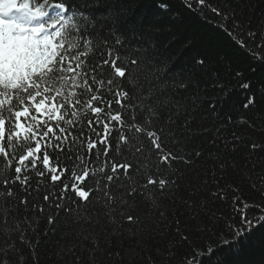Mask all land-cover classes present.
I'll list each match as a JSON object with an SVG mask.
<instances>
[{
  "label": "snow or ice",
  "instance_id": "1",
  "mask_svg": "<svg viewBox=\"0 0 264 264\" xmlns=\"http://www.w3.org/2000/svg\"><path fill=\"white\" fill-rule=\"evenodd\" d=\"M180 3L197 16L210 12L228 21V28L264 53V27L246 30L234 13L224 15L210 0ZM158 7L168 11L170 5L161 0ZM239 46L249 51L246 43ZM160 48L158 36L115 0H0V162L6 166L0 168V264L20 256L17 242L31 247L26 237L36 233L41 219L49 225L61 217L73 223L103 220L113 239H138L151 216L165 215L164 201L185 181L193 199L182 203L191 209L196 235L214 237L217 246L197 251L178 233L188 247L181 264H205L217 253L242 251L264 234V207L229 198L222 187L229 168L239 167L231 160L242 142L235 131L220 139L223 152L217 149L213 157L220 175L198 183L188 178L186 169L204 154L178 150L196 135L178 92L194 85L190 79L169 82ZM249 54L264 63V57ZM206 60L198 58L195 65L204 69ZM240 86L250 93L244 109H254L264 91L250 81ZM225 123L235 122L229 116ZM239 123L253 127L245 116ZM211 143L215 146L216 138ZM249 151L264 152V144L250 142ZM257 179L264 187V174ZM229 199L227 214L216 215L212 205ZM198 218L216 231L210 233L206 223L201 228ZM91 243L93 257L113 255L99 238Z\"/></svg>",
  "mask_w": 264,
  "mask_h": 264
},
{
  "label": "trees",
  "instance_id": "2",
  "mask_svg": "<svg viewBox=\"0 0 264 264\" xmlns=\"http://www.w3.org/2000/svg\"><path fill=\"white\" fill-rule=\"evenodd\" d=\"M17 2L19 4L25 0ZM27 2L35 4L37 0ZM115 2L126 9L129 18L142 20L145 28L158 36L161 44L159 51L167 61V75L171 78L169 82H187L190 79L194 85L187 91L178 92V99L187 108V117L193 122L192 130L196 133L186 146L178 150L190 155L195 151L204 154L202 158L192 160V167L186 169L188 178L198 183L213 173L220 175L216 172L213 157L218 154L217 149L223 152L220 139L231 138V132L235 131L242 142L231 160L239 167L229 168L222 187H225L226 196L229 198L236 195L248 204L264 207V187L257 179L264 174V152L249 151L250 142L264 144V121L254 119L264 116V96L254 109L245 110L243 105L250 93L240 86L243 81H250L255 90L264 91V63L253 60L249 52H255L261 57H264V53L256 51L255 45L246 36H238L228 28V21H221L210 12L197 16L184 8L180 0H166L170 5L168 11L158 7L161 0ZM210 2L221 8L226 16L234 13L237 23L242 24L246 30L258 31L264 27V0ZM221 24L225 27H220ZM170 33H176L175 37ZM240 42L246 43L249 51L241 48ZM201 57L207 58L204 69L195 65V60ZM237 72L242 75L237 77ZM229 116L235 123H225ZM241 116L248 118L253 127L240 125ZM220 127L225 128L223 133L216 131ZM213 138L217 140L215 146L211 143ZM50 155L55 159L56 153L50 151ZM0 168L6 166L0 162ZM78 172L79 170L77 174ZM31 175L35 185V174ZM252 185L256 186L255 190ZM232 188L237 191H231ZM183 199L189 202L193 199L187 181L181 190L164 201L163 207L166 211L163 217L153 215L148 219L138 239L128 236L113 239L106 232L103 220L98 224H89L87 221L73 223L72 219L61 217L58 223L49 225L46 220L41 219L38 225H34L36 233H30L26 237L31 239V247L17 242L20 256L14 257L11 264H181L188 247L178 233L187 236L189 243L195 245L197 251L203 252L205 244L209 247L217 246L214 237L210 239L196 235L199 229L193 225L191 209L184 207ZM230 204V199L226 202L216 201L212 207L216 215H226ZM3 207V201L0 200V211ZM205 223L210 233L216 231L211 222H201L199 218L196 221L201 228ZM224 235L221 233V236ZM97 238L102 248L106 244L108 249L113 250V255L108 256L106 252L95 257L90 255L91 241ZM31 248L35 249L34 253ZM115 252L120 255H115ZM205 264H264V234L254 237L242 251L217 253L211 262L205 260Z\"/></svg>",
  "mask_w": 264,
  "mask_h": 264
}]
</instances>
